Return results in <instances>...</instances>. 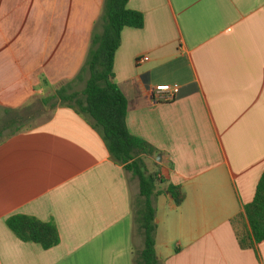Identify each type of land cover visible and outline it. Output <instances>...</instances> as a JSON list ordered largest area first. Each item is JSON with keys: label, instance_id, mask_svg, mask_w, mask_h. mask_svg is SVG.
Wrapping results in <instances>:
<instances>
[{"label": "crops", "instance_id": "0c3cea01", "mask_svg": "<svg viewBox=\"0 0 264 264\" xmlns=\"http://www.w3.org/2000/svg\"><path fill=\"white\" fill-rule=\"evenodd\" d=\"M104 2L0 0L2 109L76 84ZM128 7L145 25L122 32L115 83L128 101L129 132L157 150L144 161L163 181L155 198L161 264H264V242L252 245L246 216L264 173V0ZM160 85L180 91L157 101ZM168 184L187 193L181 207ZM139 199V178L111 159L91 121L58 107L0 144V264H136ZM14 216L53 224L59 244L21 241L8 226Z\"/></svg>", "mask_w": 264, "mask_h": 264}, {"label": "trees", "instance_id": "16d2710c", "mask_svg": "<svg viewBox=\"0 0 264 264\" xmlns=\"http://www.w3.org/2000/svg\"><path fill=\"white\" fill-rule=\"evenodd\" d=\"M129 1L105 0L102 14L92 32L86 61L76 77V81H84L88 77L85 89L75 90V81L53 87L50 96L41 98V104L44 107L52 105L54 110L70 107L87 117L102 135L111 159L139 178L140 199L134 203L133 218L136 232L143 239V249L135 262L161 264L157 254L155 198L162 194L159 186L163 181L159 178V171L147 174L144 161V158L154 157L157 150L129 132L126 120L128 101L115 83L114 61L122 43V32L126 28L141 29L145 25L144 15L129 9ZM44 84L48 83L44 81ZM25 109L28 110V107ZM0 111L7 115L6 119H0V137L7 129L11 130L9 136L21 132L18 125L25 120L22 111L1 107ZM165 192L170 194L177 207H181L187 199V193L181 186L168 184ZM246 216L251 227L252 245L263 243L264 173L254 201L246 207ZM8 226L21 241L40 244L44 249H51L60 242L58 230L53 224L31 217H11ZM241 243L246 245L244 241Z\"/></svg>", "mask_w": 264, "mask_h": 264}, {"label": "rangeland", "instance_id": "374dc122", "mask_svg": "<svg viewBox=\"0 0 264 264\" xmlns=\"http://www.w3.org/2000/svg\"><path fill=\"white\" fill-rule=\"evenodd\" d=\"M88 77L86 76V79ZM86 79L84 81H76V84L74 85V89L77 91H83L86 86ZM52 94V91L46 95L50 96ZM50 106L44 107L41 104V99L34 102L32 105L28 107V110L20 109L22 111L21 113L25 116V120L23 122H20L18 127H20L22 130H30L33 128H36L40 123L46 121L50 114L54 111ZM25 110V111H24ZM21 130V131H22ZM11 133V130L7 129L3 132V137H0V141L6 139V137L9 136ZM137 231V230H136ZM137 233V232H136ZM143 240V239H142Z\"/></svg>", "mask_w": 264, "mask_h": 264}, {"label": "built area", "instance_id": "2783aa9c", "mask_svg": "<svg viewBox=\"0 0 264 264\" xmlns=\"http://www.w3.org/2000/svg\"><path fill=\"white\" fill-rule=\"evenodd\" d=\"M148 58H139L137 64H142ZM180 87L178 85H160L155 87L153 90V97L157 101L167 102L175 99L176 95L179 93Z\"/></svg>", "mask_w": 264, "mask_h": 264}, {"label": "water", "instance_id": "95a60500", "mask_svg": "<svg viewBox=\"0 0 264 264\" xmlns=\"http://www.w3.org/2000/svg\"><path fill=\"white\" fill-rule=\"evenodd\" d=\"M161 161V157L159 156V158H158V162H160Z\"/></svg>", "mask_w": 264, "mask_h": 264}, {"label": "bare ground", "instance_id": "6f19581e", "mask_svg": "<svg viewBox=\"0 0 264 264\" xmlns=\"http://www.w3.org/2000/svg\"><path fill=\"white\" fill-rule=\"evenodd\" d=\"M157 230V229H156Z\"/></svg>", "mask_w": 264, "mask_h": 264}]
</instances>
